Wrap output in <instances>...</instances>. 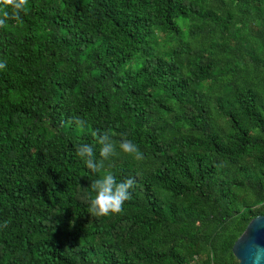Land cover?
Masks as SVG:
<instances>
[{
	"label": "trees",
	"instance_id": "trees-1",
	"mask_svg": "<svg viewBox=\"0 0 264 264\" xmlns=\"http://www.w3.org/2000/svg\"><path fill=\"white\" fill-rule=\"evenodd\" d=\"M21 21L0 28V264H235L264 214V0H29ZM97 130L117 155L92 173ZM106 171L136 183L92 217Z\"/></svg>",
	"mask_w": 264,
	"mask_h": 264
},
{
	"label": "clouds",
	"instance_id": "clouds-1",
	"mask_svg": "<svg viewBox=\"0 0 264 264\" xmlns=\"http://www.w3.org/2000/svg\"><path fill=\"white\" fill-rule=\"evenodd\" d=\"M28 3L29 0H0V28H5L10 20L22 22L21 13ZM4 68L6 63L0 62V70ZM72 122L77 128H83L87 124V121L79 116L73 117ZM92 135L100 146L99 159L96 158L93 145L87 143L80 144L76 148V155L84 162L87 169L92 173H98L104 169L106 161L117 155V145L113 143L108 132L97 130ZM118 147L120 152L132 156L137 161L144 159L138 146L127 138L122 139ZM135 183L134 177L130 176L117 182L111 171L104 172L100 178L92 180L90 186L86 187L88 213L92 217L120 214L125 202L131 198V190ZM4 226H7V221L4 222Z\"/></svg>",
	"mask_w": 264,
	"mask_h": 264
},
{
	"label": "water",
	"instance_id": "water-1",
	"mask_svg": "<svg viewBox=\"0 0 264 264\" xmlns=\"http://www.w3.org/2000/svg\"><path fill=\"white\" fill-rule=\"evenodd\" d=\"M235 264H264V214L251 218L231 246Z\"/></svg>",
	"mask_w": 264,
	"mask_h": 264
}]
</instances>
